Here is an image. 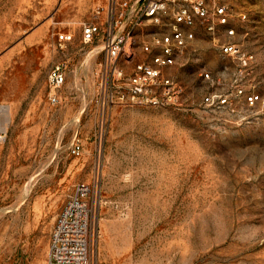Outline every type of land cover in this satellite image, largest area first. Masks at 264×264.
I'll return each instance as SVG.
<instances>
[{"label": "rangeland", "instance_id": "rangeland-1", "mask_svg": "<svg viewBox=\"0 0 264 264\" xmlns=\"http://www.w3.org/2000/svg\"><path fill=\"white\" fill-rule=\"evenodd\" d=\"M224 2L251 67L198 28L187 62L173 70L186 88L180 106L103 114L102 56L81 29L98 0H0L2 122L10 109L0 142V264L46 259L78 183L92 187V264H264V103L244 98H264V0ZM58 32L68 35L63 52ZM62 60L72 72L53 105L48 73Z\"/></svg>", "mask_w": 264, "mask_h": 264}, {"label": "built area", "instance_id": "built-area-1", "mask_svg": "<svg viewBox=\"0 0 264 264\" xmlns=\"http://www.w3.org/2000/svg\"><path fill=\"white\" fill-rule=\"evenodd\" d=\"M232 14L224 0H98L81 29L84 45L90 47L92 55L102 56L95 75L96 103L103 114L122 105L180 106L186 88L173 70L187 62L198 28L212 36L222 54L238 56L243 67H251L254 55L243 52L233 40L236 31L229 24ZM56 37L55 47L65 51L68 35L58 32ZM71 72L64 60L51 67L47 80L51 104H62L63 88ZM244 98L250 106L264 103L260 95ZM226 102V97H219V103ZM6 134L0 119V142ZM81 147L75 142L71 152L79 155ZM91 194L89 184L74 186L52 229L46 259L31 264H92L88 242Z\"/></svg>", "mask_w": 264, "mask_h": 264}, {"label": "bare ground", "instance_id": "bare-ground-1", "mask_svg": "<svg viewBox=\"0 0 264 264\" xmlns=\"http://www.w3.org/2000/svg\"><path fill=\"white\" fill-rule=\"evenodd\" d=\"M4 109H5V111H6V114H5V116H4L5 119H4V121L2 122V125H3L4 128H6L5 124H6V122L9 121L10 109H9V107H5V106H4Z\"/></svg>", "mask_w": 264, "mask_h": 264}]
</instances>
